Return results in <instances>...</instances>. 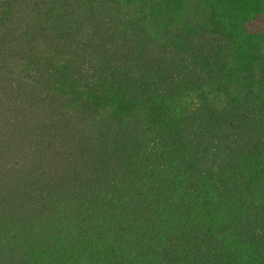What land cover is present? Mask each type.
<instances>
[{"label": "trees", "instance_id": "16d2710c", "mask_svg": "<svg viewBox=\"0 0 264 264\" xmlns=\"http://www.w3.org/2000/svg\"><path fill=\"white\" fill-rule=\"evenodd\" d=\"M0 264H264V0H0Z\"/></svg>", "mask_w": 264, "mask_h": 264}]
</instances>
